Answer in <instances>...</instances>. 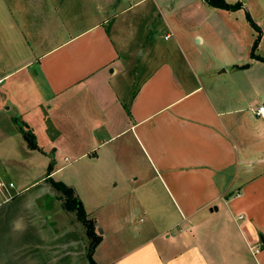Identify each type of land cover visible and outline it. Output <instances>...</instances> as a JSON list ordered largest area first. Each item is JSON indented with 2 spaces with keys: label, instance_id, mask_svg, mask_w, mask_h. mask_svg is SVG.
<instances>
[{
  "label": "crops",
  "instance_id": "1",
  "mask_svg": "<svg viewBox=\"0 0 264 264\" xmlns=\"http://www.w3.org/2000/svg\"><path fill=\"white\" fill-rule=\"evenodd\" d=\"M149 1L103 0L91 24L48 45L62 23L57 0H0V103L15 111L10 126L0 121V145L43 167L24 189L12 179L14 198L0 204V264H90L85 227L50 180L70 187L94 221L96 264H264V0H226L236 11L152 0L166 29L147 50L133 48L123 17ZM150 60L139 80L135 65ZM64 150L84 151L73 158L89 166L60 177ZM92 166L102 167L104 191L95 190ZM82 189L89 199L133 198L132 215L148 223L132 228L128 212L113 207L102 223ZM124 230L135 234L131 243L117 240Z\"/></svg>",
  "mask_w": 264,
  "mask_h": 264
},
{
  "label": "rangeland",
  "instance_id": "2",
  "mask_svg": "<svg viewBox=\"0 0 264 264\" xmlns=\"http://www.w3.org/2000/svg\"><path fill=\"white\" fill-rule=\"evenodd\" d=\"M114 1H118V0H111L112 3ZM122 2H125V0H122ZM56 4H58L59 7H62V12H60V15L59 14L56 15L60 18L59 20H61L62 23L60 21H57L56 30L55 31L50 30L52 39L48 40V45H50L53 42L57 43L60 40H64L67 38L69 33L80 30L83 27L85 28L86 26L91 24L93 19L95 17L97 18L98 10L100 8L99 6L103 5L104 3H103V0H57ZM152 9H153L152 0H150L149 2L137 8L136 10L128 12L123 17L125 19L124 21L125 23L124 26H126L125 29L130 28L131 30L130 34L133 35L132 40H129L131 41V46L133 48L136 46L137 43H143L147 50L149 47V43L153 39L154 35H157V32L162 33L166 29L165 25H163L162 22L159 21L160 19L159 18L157 19L156 14L153 13ZM28 10H29V7H28ZM30 10L32 11V8ZM39 11L40 12L44 11L45 13V16L42 18V21H40L41 27L44 28L46 24L49 25V21H48L49 19L47 16H49L50 14L52 15V5H47L46 8H44V6H41L39 8ZM109 11L110 10H108L107 12ZM27 18L30 21H36L37 15L32 14V12H30V16H28ZM60 24H62L61 28H60ZM162 41H163V38L162 40H160V43ZM140 54H141V50L138 53L139 57H140ZM172 55L174 58H176V60L181 61V54L179 53V51L177 50L173 51ZM150 56H154L157 62L161 61V57L155 56L154 53ZM144 62L139 61L137 62L138 64L135 65L138 71L141 69V73H140L141 76L139 80H141V78L143 79V77L149 74L150 71L152 70L153 65L156 63V61L150 60L148 64L146 65V64H143ZM4 87H6V84L5 86L3 85L1 89L4 90L5 89ZM8 95L9 94H7L6 92L1 94V96H5V100H7ZM8 102L9 101L0 103V121L3 122L4 126H10L11 116L15 114V111L13 109L11 110L3 109V107L4 108L9 107ZM18 123L20 126L23 123L22 119H18ZM69 146L74 147L72 143ZM60 152H62V150L59 151V154H62ZM82 152L84 151H79V150L78 151L77 150H66L65 151L64 150V153L67 154L68 158L66 159L67 161H62V163H65L66 165L69 164V165L60 177H65V176L67 178L75 177L79 173V169L82 166L83 167L89 166V162H88L89 159L87 158L79 162L74 161L75 159L73 158V156L75 157L78 153H82ZM0 157L2 159L12 158L10 162H14L13 160L16 161L14 162L15 164L13 165L8 164V163L5 164L4 162L0 163V172L5 175V177L0 176L1 178L0 180H4L7 182H10L12 179H14L16 182L18 180L19 182H22V185L19 187L20 189L26 188L27 185L31 184V182L35 180L36 178H38L42 173L43 167L41 168V164L39 162L31 160V159L23 161L22 157L20 156L17 150L14 151L10 147L5 146V144L0 145ZM87 171L91 172L92 174L94 173L95 179L99 182L98 183L99 186L95 188V190L104 191L105 189L103 188V182H102L104 178V176H102V167L92 166L89 169H87ZM132 171H133V167L130 168L131 173ZM115 174H117V172L111 173L110 176L113 178V180H118L115 177ZM122 174L123 173H121V175ZM118 177H119V173H118ZM91 185L92 183L87 185L89 189H91ZM123 186L124 185L122 184L121 187ZM88 194H89V191H87V189H82L81 199L85 201L86 203L90 200V202H92L93 204V207L94 206L97 207L95 208L98 210V214L96 215V217L98 218L99 221L102 220V223H103V212L107 210L109 207H113L117 209L118 212L122 210L123 214H127L128 212V216L129 218H131L129 220L130 222L129 224L131 225L132 228L136 227L139 230L140 227H143L145 224L148 223V218L146 216H143L140 213H134L132 215L133 210H134V203H133V198L131 197H125V196L119 195V196H110V197H96V198L89 199ZM105 195H106V191H105ZM141 219L143 220L141 221ZM100 229L103 231L102 228ZM134 235H135L134 233L132 232L128 233L127 230L126 231L124 230L120 234L117 235V240L119 242L128 241L129 243H131L132 239H134L133 238ZM142 237L144 238V236ZM129 243L127 244L128 247L130 246ZM108 253L109 252L107 250H105V253H104V250H102V253H101L102 258L104 256H108Z\"/></svg>",
  "mask_w": 264,
  "mask_h": 264
},
{
  "label": "trees",
  "instance_id": "3",
  "mask_svg": "<svg viewBox=\"0 0 264 264\" xmlns=\"http://www.w3.org/2000/svg\"><path fill=\"white\" fill-rule=\"evenodd\" d=\"M208 5H210L213 8L228 10V11H236L240 8L239 4H229L226 2V0H204ZM248 19L251 23V25L256 29L259 30L256 24L251 20V18L248 16ZM259 40V39H258ZM258 40H256L255 47L258 45ZM254 57L255 53L253 54ZM24 138L28 143V146L32 150H38V146L35 140V136L31 132H25ZM53 165H50L48 168L49 175L52 173ZM51 185L58 190L63 197L66 199L65 206L67 210L74 211L77 214V217L79 221L84 225L85 227V233H86V239H87V256L89 259L90 264H96V261L94 259L95 252L98 248V246L101 243V236L97 234L95 223L93 220L88 219L84 208L82 205L79 206V199L74 197L73 190L66 186L62 182H55L53 180H50Z\"/></svg>",
  "mask_w": 264,
  "mask_h": 264
},
{
  "label": "built area",
  "instance_id": "4",
  "mask_svg": "<svg viewBox=\"0 0 264 264\" xmlns=\"http://www.w3.org/2000/svg\"><path fill=\"white\" fill-rule=\"evenodd\" d=\"M257 114L264 118V104L260 105L257 109ZM16 185L14 182L0 180V204L7 203L14 198Z\"/></svg>",
  "mask_w": 264,
  "mask_h": 264
},
{
  "label": "water",
  "instance_id": "5",
  "mask_svg": "<svg viewBox=\"0 0 264 264\" xmlns=\"http://www.w3.org/2000/svg\"><path fill=\"white\" fill-rule=\"evenodd\" d=\"M81 205V203H79V206ZM100 233H102V230L100 229V231H99Z\"/></svg>",
  "mask_w": 264,
  "mask_h": 264
}]
</instances>
